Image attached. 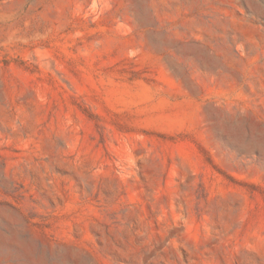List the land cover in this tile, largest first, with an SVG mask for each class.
<instances>
[{"label":"rangeland","instance_id":"rangeland-1","mask_svg":"<svg viewBox=\"0 0 264 264\" xmlns=\"http://www.w3.org/2000/svg\"><path fill=\"white\" fill-rule=\"evenodd\" d=\"M0 264H264V0H0Z\"/></svg>","mask_w":264,"mask_h":264}]
</instances>
